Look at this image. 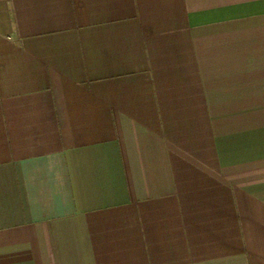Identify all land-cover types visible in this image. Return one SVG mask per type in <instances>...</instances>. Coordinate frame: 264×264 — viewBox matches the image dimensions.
<instances>
[{
    "label": "crops",
    "instance_id": "obj_1",
    "mask_svg": "<svg viewBox=\"0 0 264 264\" xmlns=\"http://www.w3.org/2000/svg\"><path fill=\"white\" fill-rule=\"evenodd\" d=\"M0 264H264V0H0Z\"/></svg>",
    "mask_w": 264,
    "mask_h": 264
}]
</instances>
